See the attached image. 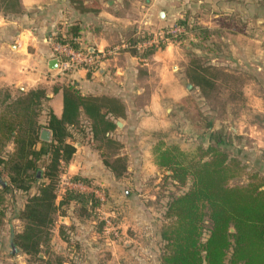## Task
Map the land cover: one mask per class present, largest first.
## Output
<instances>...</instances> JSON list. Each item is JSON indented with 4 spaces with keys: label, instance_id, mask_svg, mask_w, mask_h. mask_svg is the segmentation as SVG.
Segmentation results:
<instances>
[{
    "label": "rangeland",
    "instance_id": "1",
    "mask_svg": "<svg viewBox=\"0 0 264 264\" xmlns=\"http://www.w3.org/2000/svg\"><path fill=\"white\" fill-rule=\"evenodd\" d=\"M152 1L87 0V7L91 10H99L101 6L107 10H145ZM20 2L21 4L19 3V6L15 8V10H20L19 12L7 11L5 24L0 15V39L8 38L5 42L14 44L16 35L27 33L28 35L33 34L35 40L44 45L48 44L49 47L51 45L49 39L59 41L64 31H61L59 22H55V25L51 27L49 10H63V0H20ZM196 2L186 0L184 2L186 12L170 25L154 29L143 25L142 28L134 27L136 30L132 32L133 35L129 41L137 38L140 35L138 32L141 31L145 35L153 36L154 33L158 35L161 30L165 31L170 26L183 25L185 31L169 37L168 42L181 41L178 45L180 55L188 50L187 58L184 56V59L179 62L183 69L185 62L188 63L190 54L200 55L199 65L207 67V62L214 64L210 66L213 67L211 71L214 76L218 77L214 86L216 89L207 96H195L199 105L196 107L193 105V109L190 105L191 99L188 100L187 116L185 117L184 111L182 113L188 119L189 124H185L182 120V136H179V139L176 137L174 122L170 121V116L172 115L173 120L177 107L172 98L167 97L168 121L157 130L140 129L139 137L142 140L140 144L143 146V151L145 150L152 156L153 153L150 150L152 151L156 142H151L162 138L167 143L175 142L183 150L196 149L198 155H204L207 158L209 154L206 148L209 145L217 146L215 140H223L218 148L227 155L228 164L234 173L227 180V185L233 187L262 183L264 180V0H241L239 10H244L243 19L239 22L238 16L233 15L230 20L227 18V20L217 22L220 26L227 24L228 30L216 28L209 32L204 29L192 32L193 27L189 22L194 19L195 11L193 10L196 9L192 7L197 4ZM178 3V0H158L152 10L173 12ZM65 7L67 10L68 6ZM1 10H3V4L0 2ZM190 11L192 16L189 15ZM227 21L229 23H226ZM239 30L240 34H237ZM253 36L257 38L256 42ZM159 40L162 41L161 38ZM161 43L159 46L163 45ZM185 46L189 47L185 48ZM6 48L7 50L0 46V53L3 51L8 53L12 50L10 47ZM28 49L34 51L36 46L30 45ZM2 68L4 66L0 64V73H4ZM6 69L9 73L14 72L10 65ZM169 69L176 70L173 67ZM59 82L56 80L51 87ZM21 86L19 88L14 84L6 85L4 81H0V101L6 92L15 97L21 90L26 91L39 87ZM178 124L181 126L179 122ZM191 129L198 134L196 141H191L193 136ZM125 139L123 137L119 143L113 141L107 144L106 142L104 161L113 162L115 160L113 155L115 152L122 151L120 149L126 144L121 142ZM97 143H94L92 147ZM127 147L134 149V152L140 150L134 143H128ZM3 150H12L11 142H8ZM259 159L262 160L263 165L257 167L256 160ZM125 164H127L126 158ZM146 166L143 168L145 170L143 173L142 168L138 167L140 174H143L138 177L132 174L134 170L132 167L128 174L125 173L116 181L118 185L111 184V180H109L110 183L98 185L102 191L103 201L90 206L88 210L82 208L81 205L71 203L65 215L69 219L67 225H64L67 239L64 240L61 237L66 243L65 248L52 242L51 238L47 249H43L48 263L161 264L166 242L160 234L162 229L172 222V217L166 216L167 203L172 197L187 191L191 181L187 180L184 184L176 182L167 177L170 174L169 170L152 167V160H147ZM135 181L143 182L144 188L140 190L131 187L130 183ZM123 188L131 190L129 198H126L128 195L125 197ZM22 202L23 198L18 194L5 195L6 216L0 225V252H2L0 264L24 262V257L10 254L9 244L10 232L22 228V222L12 218ZM77 214L84 216H77ZM57 220L58 216L52 230L55 229ZM206 235L207 231H204L203 237L205 238ZM25 260L24 264H46L45 260L36 262L28 256Z\"/></svg>",
    "mask_w": 264,
    "mask_h": 264
},
{
    "label": "trees",
    "instance_id": "2",
    "mask_svg": "<svg viewBox=\"0 0 264 264\" xmlns=\"http://www.w3.org/2000/svg\"><path fill=\"white\" fill-rule=\"evenodd\" d=\"M0 2L3 10L19 6V0ZM78 36L79 29L72 25L59 41L77 46ZM129 50L138 53L131 47ZM192 79L207 83L206 78ZM58 81L52 92H62L60 117L49 106L44 87L21 90L15 97L6 92L0 101V225L6 216L5 195H20L23 202L12 218L20 220L22 228L11 232L10 254H25L46 264L49 261L43 249L51 241L56 217L65 216L71 203L88 210L101 202L92 191L66 188L58 195L60 173L75 152L71 141L77 135L72 127L85 114L90 120L91 137L98 142L116 128L108 116L121 115L124 109L114 97L84 95L73 81ZM8 142L12 150H3ZM215 142L217 146L206 148L207 158L198 155L196 149L181 150L174 143L158 142L154 146L155 162L170 171L167 177L180 184L191 181L187 191L167 203L166 216L172 217V222L160 234L166 242L161 264H264V180L259 184L227 185L234 173L227 155L218 148L223 140ZM104 163L117 177L126 169L122 157ZM72 179L91 185L89 180ZM65 229L59 228L64 240Z\"/></svg>",
    "mask_w": 264,
    "mask_h": 264
},
{
    "label": "crops",
    "instance_id": "3",
    "mask_svg": "<svg viewBox=\"0 0 264 264\" xmlns=\"http://www.w3.org/2000/svg\"><path fill=\"white\" fill-rule=\"evenodd\" d=\"M157 1L153 0L150 2V5L145 10H107L102 6L99 10H91L87 7V0H63V10H49L50 23L52 27L55 22H59L61 31H65L72 25L77 26L79 29V44L81 46L102 48L124 42L130 43L133 42L129 41L133 35L132 32H135L137 27L143 25L154 29L170 25L171 22L179 19L178 17L183 16L186 12L184 10V2L186 0H178L177 8L173 12L171 10H152ZM195 1H197V4L192 7L196 9L193 10L195 11L194 19L189 22L193 27L192 32L201 29L209 32L216 28L228 30L229 26L227 24L220 26L218 23L222 20H227V18L230 20L233 15H237L240 22V19L245 16L244 10H239L241 0ZM19 3L21 4L20 0ZM65 6H68L67 10ZM7 11H0L4 24L7 21L5 19ZM9 11L16 13L20 10ZM189 15L192 16L191 11ZM226 23H229V21ZM237 34H240V30ZM253 37L256 38L255 36ZM7 39L5 37L0 39V46L4 47L5 50H7L6 47L12 48L8 53L5 51L0 53V64L4 66L2 68L4 73H0V81H4L6 85L14 84L19 88L22 87L21 85L27 88L34 86L44 87L49 96L48 104L57 117L61 116L63 105L61 90L55 93L52 92L51 86L56 80H65L64 82L71 80L84 95L114 97L124 105L121 115L108 116L109 120L115 123L116 128L107 132V137L99 140L95 145L96 147H92L96 142L91 137L88 127L90 120L85 114L82 113L79 124L72 127V131L77 136L74 142L71 141L75 146V152L65 167L66 176L71 178L76 176L89 180L90 186L97 188L100 193L102 191L98 185L110 182L118 185L116 181L125 173L128 174L132 167H134L132 174H136L137 177L143 175L140 174L138 167L142 168L143 173L145 171L143 168L147 167V160H152V167L160 169L155 162L154 146L158 142H163L164 144H170L171 142L167 143L162 138L156 141L153 140L151 143H156L153 145L152 151L150 150L153 153L151 156L150 153L143 151V146L140 144L142 140H140L139 131L143 128L157 130L166 124L169 118L166 105L167 97L168 99L172 98L175 107H177L175 116L173 115L172 120L171 115L170 121L174 122L176 137L179 139V136H182V120L185 121V124H189L188 119L185 118L187 116V105H189L188 100L191 99L190 105L191 109H193V105L195 107L199 105L195 96H207L216 89L214 86L218 77L214 76L211 71L213 67L210 66H214V64L207 62V67L199 65V54H190L188 63L185 62L186 65L184 69L182 68L183 66L179 62L184 59V56L187 58L186 52L188 50H185L186 54L180 55L178 45L181 41L162 42V46L151 47L149 48L150 51H147V49L145 50L147 52L144 53H132L129 48H123L116 55L103 60L96 71L77 69L68 74L59 75L56 68L51 69L49 66V62L53 59L51 45L50 47L48 44L44 45L42 42L35 40L33 34L28 35L27 33L16 35L14 44H7L5 42ZM44 41H46V38H44ZM254 41L256 42L257 38ZM30 45L36 46V50H29ZM188 47L185 46V48ZM214 58L216 59V57ZM171 63L173 64L171 65ZM8 65L14 69V72H8V69H6ZM169 67L176 68V70H170ZM238 70H240V67H238ZM192 77L197 80L206 78L207 83L196 82ZM183 111L185 117L182 113ZM191 120L193 121V119ZM117 122H120V125ZM178 122L181 126H179ZM191 131L193 132L191 141H196L198 134L193 129ZM123 137L126 139L121 143L126 145L120 149L122 151L114 153L113 159L118 157L126 158L127 164H125L126 169L123 171L122 176L117 177L116 173L104 163L106 153L104 149L106 142L107 144L113 141L119 143V140ZM128 143L136 144L140 150L134 152V149H128ZM262 163V160H256L257 167L263 165ZM109 180L111 181L109 182ZM130 186L134 189L142 190L144 183L135 181L131 182ZM86 191H91V189L89 188ZM123 191L125 197L128 195L126 198H129L131 190L123 188ZM68 221L67 216L59 215L55 229L52 230L54 233L52 234V242H56L63 248H65L66 243L59 234V228L67 225ZM16 256L24 257V262L20 264L26 262L25 258L27 256L25 254H17Z\"/></svg>",
    "mask_w": 264,
    "mask_h": 264
},
{
    "label": "built area",
    "instance_id": "4",
    "mask_svg": "<svg viewBox=\"0 0 264 264\" xmlns=\"http://www.w3.org/2000/svg\"><path fill=\"white\" fill-rule=\"evenodd\" d=\"M183 31H185L183 25H173L165 31L161 30L158 33L159 36L154 34L153 36L145 35V33L141 31L138 32L140 35L137 36L133 43L124 42L122 44L102 48L81 46L79 44V39L75 40L78 44L77 46H74L69 42L53 41L51 39H49V42L51 44L52 58L57 61L56 70L59 75H65L77 69L96 71L103 60L116 55L123 48L131 47L137 52H143L151 47L159 45L161 42H168L169 37L181 34ZM160 38L162 41L159 40ZM65 172L64 169L59 176L57 187L58 195L63 193L66 188H72L79 191H86L90 188L100 201H103L102 194L97 188H92V186L86 183L67 177Z\"/></svg>",
    "mask_w": 264,
    "mask_h": 264
},
{
    "label": "water",
    "instance_id": "5",
    "mask_svg": "<svg viewBox=\"0 0 264 264\" xmlns=\"http://www.w3.org/2000/svg\"><path fill=\"white\" fill-rule=\"evenodd\" d=\"M49 66L51 69H55L57 67V61L55 59H52L50 62H49ZM118 125H120V122H117Z\"/></svg>",
    "mask_w": 264,
    "mask_h": 264
}]
</instances>
